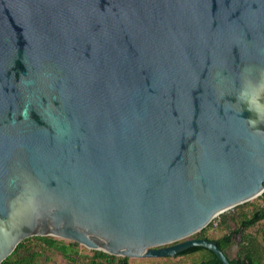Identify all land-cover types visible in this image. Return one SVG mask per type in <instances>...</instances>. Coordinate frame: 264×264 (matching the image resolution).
Wrapping results in <instances>:
<instances>
[{
  "label": "water",
  "instance_id": "95a60500",
  "mask_svg": "<svg viewBox=\"0 0 264 264\" xmlns=\"http://www.w3.org/2000/svg\"><path fill=\"white\" fill-rule=\"evenodd\" d=\"M264 191V0H0V264L30 237L127 259Z\"/></svg>",
  "mask_w": 264,
  "mask_h": 264
},
{
  "label": "trees",
  "instance_id": "16d2710c",
  "mask_svg": "<svg viewBox=\"0 0 264 264\" xmlns=\"http://www.w3.org/2000/svg\"><path fill=\"white\" fill-rule=\"evenodd\" d=\"M262 205L255 207L251 212H242L237 218V227L222 235L217 239L205 237L206 230L211 228V222L199 231L195 238H203L216 242L218 249L226 253L229 264H264V193L261 196ZM235 207H239L238 205ZM263 223L259 227L258 233L247 234L246 231L257 224ZM239 235L240 241L237 244V251L234 256L230 255V250L235 243L233 237ZM32 242L41 244L44 248L57 250L63 258L72 264H130L127 258H117L101 251L91 250L90 255L81 256L77 251V243L67 245L50 237H30L21 241L13 253L1 264H38L40 252L32 246ZM201 253L202 256L193 264H222L210 251L192 247L177 255H192ZM174 256V257H177Z\"/></svg>",
  "mask_w": 264,
  "mask_h": 264
},
{
  "label": "rangeland",
  "instance_id": "374dc122",
  "mask_svg": "<svg viewBox=\"0 0 264 264\" xmlns=\"http://www.w3.org/2000/svg\"><path fill=\"white\" fill-rule=\"evenodd\" d=\"M264 191L244 202L239 204V207L229 208L222 213L213 217L211 222V228L206 230L205 237L209 239H217L227 233L228 231L235 229L237 227V223L235 220L239 217L242 212H251L255 207L261 206V196L263 195ZM263 223L257 224L255 227H252L246 231L247 234H254L258 233L259 227H261ZM199 232L193 234L188 238H195ZM57 241H60L64 244L70 243V241L61 240L56 237H50ZM240 236L236 235L233 237L234 244L231 247L230 255L234 256L237 251V244L240 241ZM74 243V242H72ZM31 246L37 251L40 252V257L38 259V264H72L66 261L63 256L55 249H47L44 248L41 244L37 242H32ZM77 251L81 254V256H86L91 254V250L85 248L84 246L77 245ZM202 256L201 253H196L192 255H184V256H177V257H168V258H141V259H128L130 264H193L194 261L198 260ZM120 258V257H117Z\"/></svg>",
  "mask_w": 264,
  "mask_h": 264
}]
</instances>
